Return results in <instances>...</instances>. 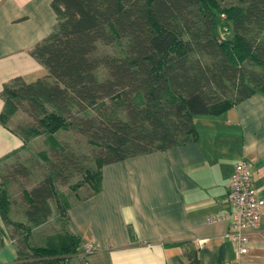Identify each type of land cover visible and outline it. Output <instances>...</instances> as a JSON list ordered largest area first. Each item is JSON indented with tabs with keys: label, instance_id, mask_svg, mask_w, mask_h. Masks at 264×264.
<instances>
[{
	"label": "trees",
	"instance_id": "obj_1",
	"mask_svg": "<svg viewBox=\"0 0 264 264\" xmlns=\"http://www.w3.org/2000/svg\"><path fill=\"white\" fill-rule=\"evenodd\" d=\"M52 6L54 32L32 51L46 74L4 86L0 121L10 127L24 106L38 126L22 128L24 136L14 131L25 142L47 135L55 155L66 152L58 132L90 131L89 142L103 153L95 169L79 168L84 178L73 185H88V197L101 191L106 165L197 142V117L220 116L264 94V0L224 8L219 0H53ZM101 45L114 52L100 53ZM39 156L49 168L23 193L25 223L10 217L7 179H0V215L12 230L18 264H68L83 247L68 229L71 203L56 188L66 182L67 166L44 151ZM17 171L29 175L24 166ZM58 197L64 230L33 244V230L47 222ZM14 230L21 235L14 237ZM190 258L197 261L196 254Z\"/></svg>",
	"mask_w": 264,
	"mask_h": 264
},
{
	"label": "crops",
	"instance_id": "obj_2",
	"mask_svg": "<svg viewBox=\"0 0 264 264\" xmlns=\"http://www.w3.org/2000/svg\"><path fill=\"white\" fill-rule=\"evenodd\" d=\"M52 1L0 0V117L6 84L46 74L32 51L57 25ZM196 127L197 142L102 169L101 191L71 204L67 225L82 247L97 242L103 249L86 259L77 254L68 264H264V207L246 254L230 240L226 220L229 185L241 160L248 161L264 200V94L220 116L197 117ZM24 146L0 121V165L17 159ZM11 231L0 215V264H18Z\"/></svg>",
	"mask_w": 264,
	"mask_h": 264
},
{
	"label": "rangeland",
	"instance_id": "obj_3",
	"mask_svg": "<svg viewBox=\"0 0 264 264\" xmlns=\"http://www.w3.org/2000/svg\"><path fill=\"white\" fill-rule=\"evenodd\" d=\"M219 2L222 8L236 5V0H219ZM114 49L113 47L101 45L99 52L113 53ZM103 77H105L104 73L100 71L99 78L103 79ZM9 126L24 136L22 128H36L38 122L25 112L24 106H21L19 111L12 117V120H10ZM85 132L84 134L80 133L77 129H71L68 132H58L55 137L66 152L56 155L52 153L49 147L50 144L46 142L47 135L26 137L24 151L16 157L17 159H10L0 165V179H7L8 181L7 187L11 201L10 217L13 221L25 223L24 213L27 209V204L23 193L24 191H31L36 187L44 178L46 170L49 168L48 162H44L39 156V153L43 151L47 153L49 159L54 164L61 165L65 163L67 166L64 171V174L68 175L66 182L59 181L56 183L58 194H63L71 204L90 195L91 189L88 185H82L77 190L73 189V185L81 182L84 178V175L78 171L81 166L95 169V159L102 155L103 149L91 144L89 142L91 137H88L90 135H86ZM20 165L28 169L29 175L17 171ZM60 203L59 197L50 202L52 214L44 225L33 230L31 237L33 244L43 245L47 236L64 230V220L59 216L58 210ZM18 233V231L14 230V237H19L20 233Z\"/></svg>",
	"mask_w": 264,
	"mask_h": 264
},
{
	"label": "built area",
	"instance_id": "obj_4",
	"mask_svg": "<svg viewBox=\"0 0 264 264\" xmlns=\"http://www.w3.org/2000/svg\"><path fill=\"white\" fill-rule=\"evenodd\" d=\"M225 19V14H222ZM228 202L232 212L226 220L230 222V240L237 244L241 254L248 253L250 243L249 232L258 229L261 223L264 200L258 196V191L253 186L250 165L246 159L235 166L229 185ZM103 249L100 243L86 244L81 254L83 259Z\"/></svg>",
	"mask_w": 264,
	"mask_h": 264
}]
</instances>
